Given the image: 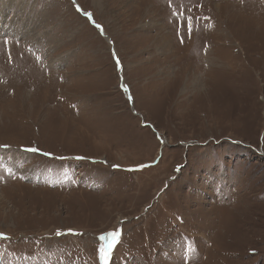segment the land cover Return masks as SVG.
<instances>
[{
  "label": "rangeland",
  "instance_id": "rangeland-1",
  "mask_svg": "<svg viewBox=\"0 0 264 264\" xmlns=\"http://www.w3.org/2000/svg\"><path fill=\"white\" fill-rule=\"evenodd\" d=\"M0 43V264H264V0H0Z\"/></svg>",
  "mask_w": 264,
  "mask_h": 264
},
{
  "label": "snow or ice",
  "instance_id": "snow-or-ice-1",
  "mask_svg": "<svg viewBox=\"0 0 264 264\" xmlns=\"http://www.w3.org/2000/svg\"><path fill=\"white\" fill-rule=\"evenodd\" d=\"M170 7H171V4H170ZM78 11H81L79 8H78ZM86 16H88V18L91 20L92 17H91V13H85ZM183 15L182 12L178 11V10H175L173 9L172 11V16L177 20L178 22V30H179V27H183L184 26V23L186 22L187 24V32L189 34V36L192 34V31H193V18L188 15L185 20H180V17ZM97 28H101L102 30V26L100 25H96ZM181 42H183V38L181 39ZM2 147H7V146H2ZM28 150H31V151H35V149H28ZM77 159H80L79 157ZM2 235V234H0ZM116 234H114L115 236ZM110 256V251L106 252L104 249H101L100 250V259L102 261L105 262V264H107V261H108V258Z\"/></svg>",
  "mask_w": 264,
  "mask_h": 264
},
{
  "label": "bare ground",
  "instance_id": "bare-ground-1",
  "mask_svg": "<svg viewBox=\"0 0 264 264\" xmlns=\"http://www.w3.org/2000/svg\"><path fill=\"white\" fill-rule=\"evenodd\" d=\"M77 3V2H76ZM79 7H80V5H78ZM84 14V13H83ZM90 20V19H89ZM92 20V19H91ZM13 26L14 25V23L13 22H9L8 24H6L5 26H4V24H2L1 23V25H2V27L4 26V27H8L9 29H8V31H10L11 29H12V31H15V28H13V27H11V25ZM6 29V28H5ZM7 34H10V33H7ZM2 35H6V34H2ZM10 35H13L12 36V39L13 40H16L17 42H18V38H17V34H10ZM20 36V35H19ZM105 36V35H104ZM28 37V36H27ZM29 38V37H28ZM109 39V41H111V39L110 38H108ZM20 40H22V38H20ZM167 45V44H166ZM165 48V47H164ZM123 87H124V90H127V91H129L128 89H126L127 87L125 86V83H123ZM126 93H128V92H126ZM131 95V94H130ZM107 240V234H106V236L103 238V241H106Z\"/></svg>",
  "mask_w": 264,
  "mask_h": 264
},
{
  "label": "water",
  "instance_id": "water-1",
  "mask_svg": "<svg viewBox=\"0 0 264 264\" xmlns=\"http://www.w3.org/2000/svg\"><path fill=\"white\" fill-rule=\"evenodd\" d=\"M109 236H113V234H111V235H109ZM104 238V237H103ZM103 238H102V240H103ZM107 240H108V242H104L105 243V248L107 249V248H109L110 247V242H111V240L110 239H108L107 238ZM109 250H107V252H108Z\"/></svg>",
  "mask_w": 264,
  "mask_h": 264
},
{
  "label": "built area",
  "instance_id": "built-area-1",
  "mask_svg": "<svg viewBox=\"0 0 264 264\" xmlns=\"http://www.w3.org/2000/svg\"><path fill=\"white\" fill-rule=\"evenodd\" d=\"M63 101V100H62ZM75 108V106L74 105H71V109H73V111H76V108ZM221 195V194H220ZM62 237V236H61ZM36 238H38V239H41V236H36ZM136 258V257H135ZM137 259V258H136Z\"/></svg>",
  "mask_w": 264,
  "mask_h": 264
}]
</instances>
